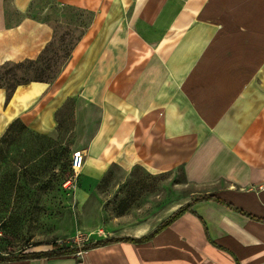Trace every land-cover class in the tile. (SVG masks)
<instances>
[{
	"label": "crops",
	"instance_id": "0c3cea01",
	"mask_svg": "<svg viewBox=\"0 0 264 264\" xmlns=\"http://www.w3.org/2000/svg\"><path fill=\"white\" fill-rule=\"evenodd\" d=\"M62 26L81 35L57 77L0 88V139L49 136L73 103L84 185L181 168L192 200L220 201L147 240L192 200L99 240L121 241L0 264H264V0H0V66L37 61Z\"/></svg>",
	"mask_w": 264,
	"mask_h": 264
},
{
	"label": "rangeland",
	"instance_id": "374dc122",
	"mask_svg": "<svg viewBox=\"0 0 264 264\" xmlns=\"http://www.w3.org/2000/svg\"><path fill=\"white\" fill-rule=\"evenodd\" d=\"M80 35L78 28H57L49 48L15 75L26 77L23 82L53 81ZM14 80L8 74L6 85ZM74 113L70 103L49 136L17 123L0 139V256L41 252L53 244L82 248L197 195L181 168L155 173L140 165L115 164L97 186L84 185L83 167L77 178L72 169L78 131Z\"/></svg>",
	"mask_w": 264,
	"mask_h": 264
},
{
	"label": "trees",
	"instance_id": "16d2710c",
	"mask_svg": "<svg viewBox=\"0 0 264 264\" xmlns=\"http://www.w3.org/2000/svg\"><path fill=\"white\" fill-rule=\"evenodd\" d=\"M26 62L27 63H34L35 61H25V62H22V63H6L3 66H0V71L6 70L7 68H10L9 71H6L4 74L0 75V88H4L7 91V100L11 99L15 89L18 86L32 82V81L23 82L26 77L18 78L15 75V73H14L16 70H19V69L23 68V66H24V64ZM8 74H12L13 75V77L15 79L14 80L15 81L14 84L6 85V78H7ZM38 81H42V80H38ZM205 200L220 201L215 196H205V197L197 198V199L193 200L192 202H190L189 204H187L186 206H183L182 208H180L175 214H173L166 222H164L160 227H158L149 236H147V237H145L143 239H139V240H147V239L151 238L156 233H158L160 230H162L163 228L169 226L174 220H176L178 217H180L183 213L188 211L192 204H194L196 202H199V201H205ZM121 240H123V238L106 239V240L97 241L95 243L85 245L82 248H61L57 244H53L52 245V250L47 251V252L22 253V254L15 255V256H0V262H7V261H13V260H20V259H29V258H43V257H46V258H61V257H69L71 255H74V254L80 252V251L89 250V249L100 247V246H103V245H108V244H111V243H114V242H117V241H121Z\"/></svg>",
	"mask_w": 264,
	"mask_h": 264
},
{
	"label": "built area",
	"instance_id": "2783aa9c",
	"mask_svg": "<svg viewBox=\"0 0 264 264\" xmlns=\"http://www.w3.org/2000/svg\"><path fill=\"white\" fill-rule=\"evenodd\" d=\"M83 164H84L83 155L80 152L73 153V156H72V169L74 171V178L78 177V175L80 173V170L83 167ZM74 178H71L70 180H68L66 182V186L67 187L73 184V179Z\"/></svg>",
	"mask_w": 264,
	"mask_h": 264
}]
</instances>
